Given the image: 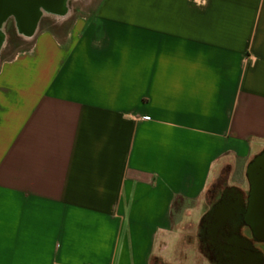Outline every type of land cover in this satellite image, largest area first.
<instances>
[{
	"label": "crops",
	"instance_id": "crops-1",
	"mask_svg": "<svg viewBox=\"0 0 264 264\" xmlns=\"http://www.w3.org/2000/svg\"><path fill=\"white\" fill-rule=\"evenodd\" d=\"M91 1L0 60V264H174L264 149V0Z\"/></svg>",
	"mask_w": 264,
	"mask_h": 264
},
{
	"label": "flooded vegetation",
	"instance_id": "flooded-vegetation-1",
	"mask_svg": "<svg viewBox=\"0 0 264 264\" xmlns=\"http://www.w3.org/2000/svg\"><path fill=\"white\" fill-rule=\"evenodd\" d=\"M70 1L64 4L62 11L54 10L48 15L67 14ZM11 19L15 21L18 34H23L29 29L28 25H18L14 17L7 21L4 30L5 44L0 48V60L8 47L7 27ZM262 164L264 165V162ZM257 165L255 157L251 161L252 168L249 169V183L246 189L230 185L227 178L221 175L209 189L206 213L193 227V234L185 237L187 243L194 248L196 256L208 264H242L241 261H245L248 256L255 264H264V252L259 247L264 244V238L255 233L250 211L257 175H261L252 172ZM232 204L237 210L233 217H229L226 214L227 207Z\"/></svg>",
	"mask_w": 264,
	"mask_h": 264
},
{
	"label": "water",
	"instance_id": "water-1",
	"mask_svg": "<svg viewBox=\"0 0 264 264\" xmlns=\"http://www.w3.org/2000/svg\"><path fill=\"white\" fill-rule=\"evenodd\" d=\"M69 0H0V48L5 44L4 30L7 21L14 17L18 25H28L29 29L27 32L23 33L25 37H31L33 33L37 30L39 22L41 19L50 14L54 10L62 11L64 9V4ZM63 13L59 15L60 17L65 16ZM58 16V17H59ZM258 165L252 172H258L261 175H257L256 187L253 191L251 198V217L254 223L253 228L257 235L264 238V151L256 157ZM251 163L249 169H251ZM262 168V169H261ZM235 205L232 204L227 207L226 214L229 217H233L235 211ZM242 264H255L251 261L248 256L245 261H241Z\"/></svg>",
	"mask_w": 264,
	"mask_h": 264
},
{
	"label": "rangeland",
	"instance_id": "rangeland-1",
	"mask_svg": "<svg viewBox=\"0 0 264 264\" xmlns=\"http://www.w3.org/2000/svg\"><path fill=\"white\" fill-rule=\"evenodd\" d=\"M98 2H99V0H92L90 6H83L82 8H84V10H86V11L91 10L97 5ZM78 3L79 2H75V0L70 1L71 6L74 5L75 7H77ZM77 9H78V7H77ZM51 25H52V22L47 17L42 18L41 27L50 26V27L57 29L59 31H61L62 28H65L66 25H68V23L66 25H64L63 27L61 26V28H60V26H56V25L51 26ZM7 28H8V34H9V42H8V47L6 48V50L2 54L1 60L8 58L12 54V52H15L16 50H19L22 47L27 45L26 41H24L21 38V36L17 33V31L15 29V21L13 19H11L9 21ZM204 208L206 209L205 205H204ZM184 226L186 228L185 229V237L189 234H193V232H192L193 226H192L191 222H187ZM185 237L183 239V247L180 249L179 255L177 257L178 258L177 262H175L174 264H208L206 261H203L196 256L194 248L192 247V245L190 243H187ZM259 247L264 252V244H261ZM159 264H170V263L161 262Z\"/></svg>",
	"mask_w": 264,
	"mask_h": 264
},
{
	"label": "trees",
	"instance_id": "trees-1",
	"mask_svg": "<svg viewBox=\"0 0 264 264\" xmlns=\"http://www.w3.org/2000/svg\"><path fill=\"white\" fill-rule=\"evenodd\" d=\"M263 151H264V149L260 153H258L257 155H255L254 158L257 157L259 154H261Z\"/></svg>",
	"mask_w": 264,
	"mask_h": 264
}]
</instances>
